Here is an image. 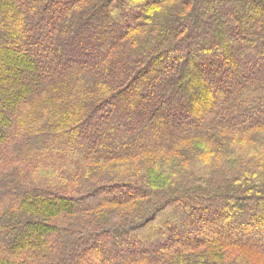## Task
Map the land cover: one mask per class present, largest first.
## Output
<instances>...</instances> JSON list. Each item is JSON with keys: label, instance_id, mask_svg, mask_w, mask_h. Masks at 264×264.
Segmentation results:
<instances>
[{"label": "trees", "instance_id": "trees-1", "mask_svg": "<svg viewBox=\"0 0 264 264\" xmlns=\"http://www.w3.org/2000/svg\"><path fill=\"white\" fill-rule=\"evenodd\" d=\"M0 264H264V0H0Z\"/></svg>", "mask_w": 264, "mask_h": 264}, {"label": "rangeland", "instance_id": "rangeland-1", "mask_svg": "<svg viewBox=\"0 0 264 264\" xmlns=\"http://www.w3.org/2000/svg\"><path fill=\"white\" fill-rule=\"evenodd\" d=\"M118 6V5H117Z\"/></svg>", "mask_w": 264, "mask_h": 264}]
</instances>
